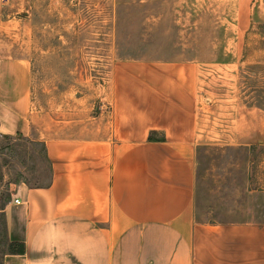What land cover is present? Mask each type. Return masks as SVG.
Returning <instances> with one entry per match:
<instances>
[{
  "label": "crops",
  "instance_id": "1",
  "mask_svg": "<svg viewBox=\"0 0 264 264\" xmlns=\"http://www.w3.org/2000/svg\"><path fill=\"white\" fill-rule=\"evenodd\" d=\"M258 3L182 0L180 31H227V59L116 62L101 125L83 137L47 131L51 183L13 191L7 239L25 252L4 254L3 264H264V219L207 222L196 214L198 149L213 131L204 73L239 68L245 47L233 31L248 30ZM1 19L0 133L29 135L31 63L14 54L10 22ZM233 97L231 142L264 145V107Z\"/></svg>",
  "mask_w": 264,
  "mask_h": 264
},
{
  "label": "rangeland",
  "instance_id": "2",
  "mask_svg": "<svg viewBox=\"0 0 264 264\" xmlns=\"http://www.w3.org/2000/svg\"><path fill=\"white\" fill-rule=\"evenodd\" d=\"M258 2L248 30L233 31L245 47L239 68L213 66L204 73L213 131L197 156L196 214L202 221L264 219V145L231 142L233 94L264 107V20L258 19L264 15V0ZM181 8L182 0H0L1 22H10L12 30L5 31L7 42L15 55L31 63L36 113L31 134L0 133V208L19 184L50 183L47 131L83 137L101 125L116 62L193 54L207 61L227 59V31H180ZM206 19L207 24L213 19L208 10ZM6 250L0 210V264Z\"/></svg>",
  "mask_w": 264,
  "mask_h": 264
},
{
  "label": "trees",
  "instance_id": "3",
  "mask_svg": "<svg viewBox=\"0 0 264 264\" xmlns=\"http://www.w3.org/2000/svg\"><path fill=\"white\" fill-rule=\"evenodd\" d=\"M51 171H52V169H51ZM50 183H51V180H50ZM50 183L48 185H50ZM48 185H46V186H48ZM4 208L5 207H2V208H0V210L3 211L4 218H5ZM5 221H6V218H5ZM6 237H7V224H6ZM24 252H25V245L23 243L8 242V239H7V250L4 252V254H7V253H24ZM4 254H3V257H4ZM1 264H3V259H2Z\"/></svg>",
  "mask_w": 264,
  "mask_h": 264
},
{
  "label": "built area",
  "instance_id": "4",
  "mask_svg": "<svg viewBox=\"0 0 264 264\" xmlns=\"http://www.w3.org/2000/svg\"><path fill=\"white\" fill-rule=\"evenodd\" d=\"M15 201H16V202H20V200H19V199H16Z\"/></svg>",
  "mask_w": 264,
  "mask_h": 264
}]
</instances>
